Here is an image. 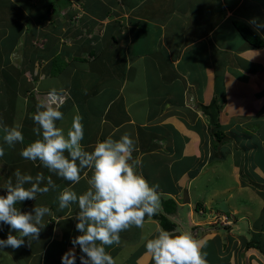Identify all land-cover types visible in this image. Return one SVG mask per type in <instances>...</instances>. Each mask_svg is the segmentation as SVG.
<instances>
[{
	"label": "crops",
	"instance_id": "obj_1",
	"mask_svg": "<svg viewBox=\"0 0 264 264\" xmlns=\"http://www.w3.org/2000/svg\"><path fill=\"white\" fill-rule=\"evenodd\" d=\"M243 1L235 0L231 5L228 0H219L220 11L210 14L214 18L213 21H207L206 27L205 19L202 20L204 26L198 31L185 24L196 20L199 9L194 4L184 3V0H94L89 5L86 0H57L53 1L55 4L51 0H0V119L8 126L21 125L24 136L23 143L9 148L0 130V147L5 149V155L0 157V187L9 178L14 179L13 173L17 169L33 176L42 172L46 177L52 176L58 185L55 191L38 194L36 200L16 205L21 211H30L34 206L42 205L51 209V214L44 217L46 226L39 240L27 246L25 238L26 246L0 249V255L1 252L4 255L10 253L16 264H46L45 253L54 245L55 239L62 245L56 247L58 244L55 243L54 249L64 248L61 255L73 247L71 236L76 221L63 218L74 216L78 207L72 204L60 211L57 197L66 187L78 194L85 191L91 171L85 169L80 182L73 185L50 173L38 161L32 162L20 155L23 147L38 138L32 131L36 105L47 101L49 91L56 89L60 99L64 100L60 109L64 113V120L57 121V125L67 131L73 117L81 116L84 126L81 143L86 150L91 151L97 142L109 136L118 139L128 133L135 140L133 157L142 162L137 171L143 174L150 185H159L158 212L163 213L161 200L172 198L176 204L173 212L165 213L175 224L169 231L183 229L205 240L203 252H208L207 248L212 249L211 244L216 242L217 251L212 250L216 251L214 255L218 259H223L225 264H246L243 259L239 261L234 253V245L229 241L232 235L223 234V229L230 230L231 225L221 227L222 231L213 229L214 232L208 231L211 227L205 225L212 218H209L210 214L213 212L217 215L220 210L210 208V213L206 214L208 217H193L194 208L204 214L208 210L205 203L215 199L208 193L203 197L204 206L201 203L193 205L192 194L199 188H191V184L195 185L197 178H212L207 173V169L211 168L209 164L219 167V161L224 159V144H216L210 138V111L218 108L219 123L222 119L224 128L230 126L233 120L229 119L238 114L254 117L264 105V77H261L257 68L250 69L253 72L245 70L248 66L244 64H238V68H235L233 59L232 66L238 71L229 70L227 73V57L212 69V64L208 62L210 82L204 97L195 89L192 91L193 81L187 77V71L193 63L179 65L188 49H192L193 55L204 48L209 51L208 56L211 51L224 56L235 53L236 45L225 44L229 36L224 34L219 39L214 30L221 26L234 31L230 20L236 16L245 18L249 23L254 13L251 4H243ZM189 16L194 17L188 21ZM14 25L17 26L16 30ZM137 27L139 30L133 31ZM93 42L94 51H91L89 48ZM209 46L211 50H207ZM258 48L264 49V45ZM252 59H255L253 52L243 60L256 62ZM260 67L264 70V65ZM176 81L179 83L176 84ZM163 91L170 94L163 96ZM155 92L162 95L153 98L150 94ZM221 112L228 117H224ZM188 140L191 142L190 150ZM226 149L230 152L236 150H230L229 146ZM231 155V172L235 178L239 159L234 153ZM214 160L218 162L211 163ZM148 165L152 170H148ZM159 165L162 166L160 172L156 170ZM211 172H214L212 168ZM163 179H166L167 187L162 183ZM230 190L231 187H223L221 191L227 193ZM256 192L262 209L264 192ZM3 194L4 190L0 189V195ZM229 194L224 204L227 197H231ZM226 204V213L235 219H230L233 222L232 230L240 239H244L245 251L250 249V253L254 250L259 255L252 257L249 264H264V215L260 220L258 218L257 224L243 228L234 215L239 208ZM198 222H205L202 229L193 225ZM131 228L137 232H134L135 240L127 234ZM131 228L120 233L119 245L105 246L106 252L111 248L110 255L114 260L123 246L131 245L137 249L132 254L138 251L135 260L131 262L129 253L130 262H124L128 261L124 259L119 264H151L152 260L145 249L146 237L151 238L162 227L154 216H146L142 228ZM9 231L8 225L0 224V239H6ZM222 236L223 241L220 240ZM246 239L259 244L255 247L247 245L249 240ZM75 252L76 264H81L79 257L82 253L78 246ZM207 264L212 263L207 261Z\"/></svg>",
	"mask_w": 264,
	"mask_h": 264
},
{
	"label": "clouds",
	"instance_id": "obj_2",
	"mask_svg": "<svg viewBox=\"0 0 264 264\" xmlns=\"http://www.w3.org/2000/svg\"><path fill=\"white\" fill-rule=\"evenodd\" d=\"M249 24L254 31L264 28V21L253 17ZM64 100L56 89L48 93L47 101L36 105L32 116L33 133L38 137L20 151L29 161L39 162L57 177L78 184L81 173L88 169L85 191L78 194L71 188H64L58 194V210L63 211L76 204L78 211L74 216L75 229L79 235L71 238L72 248L62 256V264H76L75 248L82 255L81 264H114L113 257L105 246L119 245L120 233L131 227L142 228L146 216H154L160 208L158 184L150 185L137 169L142 166L134 159L136 142L128 133L118 139L109 136L95 144L89 151L82 145L84 126L82 117H73L67 131L57 125L64 120L60 110ZM21 125H6L0 119L3 141L9 147L23 143ZM5 149L0 147V157ZM0 187V224L9 226L6 239H0V249L30 246L40 238L45 228L44 217L51 214L48 206H34L30 211H21L16 205L28 200H36L38 194L55 191L58 185L52 176L38 172L35 176L22 173L19 169ZM224 212V211H223ZM225 211L226 218L234 219ZM235 220V219H234ZM13 232L16 234L13 235ZM206 241L193 236L190 231H175L159 228L151 238L146 237L145 249L154 264H207L206 253L202 251Z\"/></svg>",
	"mask_w": 264,
	"mask_h": 264
},
{
	"label": "rangeland",
	"instance_id": "obj_3",
	"mask_svg": "<svg viewBox=\"0 0 264 264\" xmlns=\"http://www.w3.org/2000/svg\"><path fill=\"white\" fill-rule=\"evenodd\" d=\"M51 1L56 2L57 0H51ZM61 1H64V0H61ZM86 1H89L88 5L91 2L94 3V0H86ZM234 1L235 0H228V3L232 5ZM55 2H53V4H55ZM184 3L194 4V7L199 9V11L196 13V20H192L188 24H185V26L191 29L198 30V31H201V28L204 26L201 24L202 20L205 19L206 21L205 27H206L208 25L207 21H210V20L213 21V18H214L210 14H212L213 11L218 13L221 9L219 0H184ZM244 3L251 4V9H252V12L254 13L253 17L258 18L260 21H264V0H244L243 4ZM241 6H239V8H242ZM54 8H56L55 5H54ZM92 8H94V10L96 9L94 5H92ZM210 11L211 13H209ZM194 16H189L188 21L192 19ZM72 25L74 26L73 21H72ZM14 29L16 30L17 26L14 25ZM31 29L32 28H30V30ZM138 30H139L138 27L133 28V31H138ZM234 31L226 30L221 26L216 27V29L214 30L215 36L219 37V39H221L224 34H227L229 36V39L225 41V44H227L228 46H232V45L237 46L236 47L237 51H235V53H232L231 55L224 56V55H220V52L211 51L210 56H208L209 51H206V48H204L203 51L201 50V51L196 52L195 55L192 54L191 52L192 49H188L186 51V54H185L186 56L185 55L183 56L182 62L179 65L186 66L189 62L193 63V65L187 71V77L189 81H193L192 91L195 89V91L199 95H203L205 97L207 95L206 90L209 89L208 81L210 79L209 78L210 70H208L207 68L208 67L207 63L209 62L210 64H212V66L210 67L212 69L213 67H216V65L219 66L221 61L226 57L229 61V65H226V68H225L227 73H229L230 71L237 72L238 70H234V67L238 68L237 67L238 64L239 65L244 64L248 66L245 68V70L247 69L256 70L257 68L259 70L261 77H264V70L260 67L264 65V49L251 45L250 43L245 41L235 29ZM257 33L262 38H264L263 36L264 28H262ZM201 46L203 45H200V47ZM208 48L209 49L207 50H211L210 46ZM89 49L91 51H94V42L90 44ZM250 51L253 52V57L255 58L252 60H256V62L254 61L248 62L246 60L245 61L243 60L246 58V55L251 53ZM232 59L234 60L233 64L235 62L234 67L232 66V63H231ZM251 70L250 72H253ZM242 76H245V74ZM178 83L179 82L176 81V84ZM150 89H151V86H150ZM262 92H264V87L262 88ZM168 93L170 94V92L168 91H163V96H168L167 95ZM150 95L153 98H156L162 94L159 92H155V93H151ZM249 108H252V107L250 106ZM263 111H264V105L261 107L260 113L255 114L254 117L250 115H247L248 117H246L245 115H241V114L240 115L238 114L237 117L233 116L234 118L229 119V120H233V123L230 124V126L226 128H224L225 126L223 127L222 125V122H223L222 119H221V124H220L221 127L215 126V123H214L215 120L219 121L218 116H217V119H214V117L212 118L209 117V124H208V120L206 122L208 124L209 132H211L210 138L212 141H215L216 144H222V143L224 144L223 146L225 147L222 150L224 159L222 161H219L220 162L219 167L211 166L209 164V166L213 169L214 172H211V168H210V169H207L208 171L207 173L212 178H197L194 181L195 185L191 184L192 186L191 188H193V186L195 188H199L198 190H195L192 194L193 205L199 202L203 204L204 202L203 197L204 195L208 193H211L214 196L215 200H211L205 203V207H207L208 210L210 208H216L220 210L219 203L224 202V199L226 198L227 194H229L230 192L229 195L231 197L229 198L227 197L226 203L235 205L236 207L239 208V211L237 213H234V215L235 217L238 218L239 226L243 228H247L250 224L251 225L257 224L259 222L258 218L260 220V217L264 215V213H262V211L264 210V205H263V208L261 209L260 208L261 201L258 196V193L256 192V190H261L262 192H264V112ZM261 112H263V114ZM223 114L224 113H222V115ZM190 116H191V113H190ZM224 117H228V115H225ZM216 128L218 129L220 128L221 131L223 132V136L221 137V139H217L215 133H212ZM228 146L230 147V150H232L233 148H235L236 150L233 149L230 152L229 150L226 149ZM190 148H191V142H189L188 140V150H190ZM231 153H234V156H237V158L239 159V160L237 159L239 161L238 162L239 165L237 166L238 168H237L235 178H234L233 173L231 172L232 160H233ZM156 162L157 161L154 159V163ZM217 162L218 161L214 160L211 163L215 164ZM147 167H148V170H152V168L149 165ZM156 170L160 172L162 170V166L160 165L157 166ZM162 183L165 184L167 187L166 179H163ZM223 187H231L232 190L228 191L227 193H223L221 191ZM195 195H198V197L195 198ZM201 195H202V198H201ZM216 200H219V201L216 203ZM208 210H206V213L201 214L200 212H197L196 208H194L193 217L195 219H203L204 217H208L206 216V214L210 213V210L209 212ZM220 211L221 212L217 213V215L213 214V212L210 214L211 216L209 218L212 217L210 222H206V223L198 222V223H194L193 225L196 224V226H198L199 229H202L205 223V225L207 224L209 227H211L210 230L208 231H212L213 229H218L222 231L221 227L231 225L230 230L226 229L227 233H226V230L223 229V234L232 235V239L229 241L231 242V244L233 243L234 245L235 255L237 256L239 261L243 259L245 260L246 264L247 263L249 264V262H251L252 257L256 258V256L259 257V255H256L257 253H255L256 251L254 250H252L250 253H248L250 249H247V251H245L244 239H240V237L235 234V232L232 230V225H233L232 224L233 222L231 223L232 220H229L230 218H225L224 216L225 212H223L222 210ZM230 214L233 215L232 212ZM149 226L152 228L151 225ZM134 232L136 231L132 230V228L131 230H129V232H127V234H129V236H131L133 240H135L136 238V236L134 235ZM77 235H79V233L77 232L76 229H74L71 238ZM249 239H252V238H249ZM249 239H246V241ZM133 240H130V241L132 242ZM220 240L223 241L224 236H222V239ZM55 243L58 244L57 239H55ZM55 243L54 245L50 246L48 251L45 253L46 264H60V260L62 256L60 252L63 251L64 248L62 247L57 250L56 248L54 249ZM61 245L62 243H59L56 247H59ZM128 246L129 247L123 246V248L119 251L118 256L114 258L115 264L121 263L122 261H124V259L128 260L124 262H128V263L130 262L128 258L129 253L131 255L137 249L135 250V247H131V245H128ZM217 246H218V243L216 244V242L211 244V248L216 251H217ZM230 247L231 246H228V248ZM212 249L207 248L208 252H205L207 254L206 260L212 264H225L223 259H218L214 255L216 251H213ZM111 250L112 249L110 248L107 250V252L109 254H112ZM1 253L2 254L0 255V257H2V259H0V264H16L13 261V259H11V256L9 255L10 253L8 255H4L3 252ZM131 264H135V263H131ZM151 264H154V262L151 261Z\"/></svg>",
	"mask_w": 264,
	"mask_h": 264
},
{
	"label": "trees",
	"instance_id": "obj_4",
	"mask_svg": "<svg viewBox=\"0 0 264 264\" xmlns=\"http://www.w3.org/2000/svg\"><path fill=\"white\" fill-rule=\"evenodd\" d=\"M230 21L234 29L239 33V35L245 41L256 47H260L264 45V39L257 33V31H254L252 26L249 23H247L243 18H241L240 16H236L231 18ZM217 116H218V108L216 107L215 109L210 111L209 117L210 118L214 117V119H217ZM214 123L215 126L221 127L218 120H215ZM212 133H215L217 139H220L223 136V132L221 131L220 128L214 130ZM161 204L163 208V213L158 212L156 215H154V218L157 219L158 223L163 229L172 230L175 224L166 216L165 213L169 214L173 212L176 209V204L172 198L161 200ZM198 204H200V202ZM251 244L254 245L253 247H255V245L257 246L259 243L258 242L256 243V241L249 240L247 245H251ZM137 254L138 251L130 255L131 262L135 260Z\"/></svg>",
	"mask_w": 264,
	"mask_h": 264
},
{
	"label": "water",
	"instance_id": "obj_5",
	"mask_svg": "<svg viewBox=\"0 0 264 264\" xmlns=\"http://www.w3.org/2000/svg\"><path fill=\"white\" fill-rule=\"evenodd\" d=\"M219 208H220V210H222V211H226L227 210V207H226V205L224 204V202H220L219 203Z\"/></svg>",
	"mask_w": 264,
	"mask_h": 264
},
{
	"label": "bare ground",
	"instance_id": "obj_6",
	"mask_svg": "<svg viewBox=\"0 0 264 264\" xmlns=\"http://www.w3.org/2000/svg\"><path fill=\"white\" fill-rule=\"evenodd\" d=\"M30 208V207H29ZM230 220V219H229ZM232 223V222H231Z\"/></svg>",
	"mask_w": 264,
	"mask_h": 264
},
{
	"label": "built area",
	"instance_id": "obj_7",
	"mask_svg": "<svg viewBox=\"0 0 264 264\" xmlns=\"http://www.w3.org/2000/svg\"><path fill=\"white\" fill-rule=\"evenodd\" d=\"M226 218V217H225Z\"/></svg>",
	"mask_w": 264,
	"mask_h": 264
}]
</instances>
